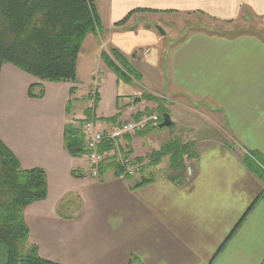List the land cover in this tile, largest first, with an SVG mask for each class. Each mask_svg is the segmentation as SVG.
<instances>
[{
	"label": "crops",
	"instance_id": "crops-1",
	"mask_svg": "<svg viewBox=\"0 0 264 264\" xmlns=\"http://www.w3.org/2000/svg\"><path fill=\"white\" fill-rule=\"evenodd\" d=\"M95 8L107 27L82 42L74 84L0 69V139L23 169L46 174V199L24 210L30 244L56 264H264V183L242 161H264V29L228 36L194 26L264 18V0H95ZM108 47L137 80L105 66ZM35 83L44 87L40 99L27 95ZM144 95L164 100L173 126L120 145L146 158L175 136L189 146L184 167L170 169L164 157L138 188V174L74 178L72 170L87 175L89 166L64 150V125L94 105L91 117L106 133L151 113Z\"/></svg>",
	"mask_w": 264,
	"mask_h": 264
},
{
	"label": "trees",
	"instance_id": "trees-1",
	"mask_svg": "<svg viewBox=\"0 0 264 264\" xmlns=\"http://www.w3.org/2000/svg\"><path fill=\"white\" fill-rule=\"evenodd\" d=\"M127 18L116 26L125 24ZM97 33H100V23L95 0H0V69L2 65L10 64L42 82L74 84L82 42L86 36ZM100 58L117 79L129 82L139 78L117 49L108 47ZM74 93L75 89L70 88V99L65 107L67 116L71 112ZM27 95L40 99L44 96V87L31 84ZM143 97L156 106L148 115L158 116V123L148 126L143 132L156 130L163 122V115H168L165 102L151 95ZM93 107L84 110L83 120H71L63 127V148L73 158H81L88 152L81 128L85 121H94L91 117ZM169 125L170 128L173 126L171 122ZM98 150L110 153L99 166L100 176L111 171L115 177L131 178L124 173L110 141L104 140ZM120 151L124 159L131 158L130 151L121 145ZM190 156L189 146L174 136L148 157L131 158L130 164L139 166L137 174L140 175L132 188L152 182L154 176L144 174L147 169L156 167L162 158L168 157L170 169H181ZM242 161L264 183V161L252 154L243 155ZM71 175L74 178L87 177L80 170H72ZM46 197L45 172L40 168L23 169L0 139V264H56L42 259L37 247L30 244L24 218L28 205ZM59 208L61 205L58 211Z\"/></svg>",
	"mask_w": 264,
	"mask_h": 264
},
{
	"label": "built area",
	"instance_id": "built-area-1",
	"mask_svg": "<svg viewBox=\"0 0 264 264\" xmlns=\"http://www.w3.org/2000/svg\"><path fill=\"white\" fill-rule=\"evenodd\" d=\"M158 116L156 114H143L136 119H129L124 122H119L114 125L108 132L104 133L97 130L93 120H87L82 125V133L85 137L87 154L85 155L89 169L87 176L93 179L100 177L99 166L105 162L110 153L99 152L98 147L104 141L108 140L115 148V153L124 170V173L129 176L137 174L139 166L130 164L131 158L124 159L120 151V140L123 137H132L137 133L142 132L148 126L156 125ZM189 172L191 169H188Z\"/></svg>",
	"mask_w": 264,
	"mask_h": 264
},
{
	"label": "rangeland",
	"instance_id": "rangeland-1",
	"mask_svg": "<svg viewBox=\"0 0 264 264\" xmlns=\"http://www.w3.org/2000/svg\"><path fill=\"white\" fill-rule=\"evenodd\" d=\"M144 21L142 19L137 20L135 23V26H139ZM190 24V23H189ZM194 26L196 28L202 27L204 30L207 29L213 34H223V35H228V36H234L238 32L243 31V30H250V29H264V18H253L246 20V21H236V22H230V23H207V22H196L194 23ZM107 27V23L102 21L100 22V34H103L105 32V28ZM153 28H156L154 25L152 26ZM104 30V31H103ZM107 50V48H106ZM106 66V65H105ZM107 67V66H106ZM108 68V67H107ZM109 69V68H108ZM83 106V104H79V107ZM251 156V155H249ZM108 174L111 173V171L107 172ZM153 176H157L158 173L153 172ZM139 175V174H138ZM147 174H144L146 176ZM75 201V198L72 199ZM77 201L74 203V206L76 208Z\"/></svg>",
	"mask_w": 264,
	"mask_h": 264
},
{
	"label": "water",
	"instance_id": "water-1",
	"mask_svg": "<svg viewBox=\"0 0 264 264\" xmlns=\"http://www.w3.org/2000/svg\"><path fill=\"white\" fill-rule=\"evenodd\" d=\"M169 122H170V120H169L168 115L164 114V115H163V122L160 123V125L157 126V128H158V129H161V128L169 127V126H170V125H169Z\"/></svg>",
	"mask_w": 264,
	"mask_h": 264
}]
</instances>
